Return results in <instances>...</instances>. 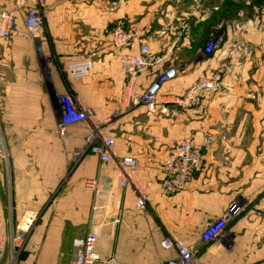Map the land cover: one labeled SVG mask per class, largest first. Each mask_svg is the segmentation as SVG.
Segmentation results:
<instances>
[{
	"label": "crops",
	"instance_id": "1",
	"mask_svg": "<svg viewBox=\"0 0 264 264\" xmlns=\"http://www.w3.org/2000/svg\"><path fill=\"white\" fill-rule=\"evenodd\" d=\"M200 1L107 0L76 7L44 0L38 46L24 26L15 29L11 43L0 39V129L10 153L9 170L0 164V235L24 212L40 213L21 264H69L73 240L88 234L97 237L100 258L113 257L119 264H166L175 254L162 247L164 240L186 244L199 264H264V4L237 0L251 6L222 21V46L204 57L206 44L199 42L211 23L199 11ZM30 6L31 0H0V9L17 21ZM119 21L148 29L144 42L151 52L167 54V64L177 66V78L164 94L181 95L200 74L223 68L221 94L192 110L167 105L156 115L146 114L142 105L121 103L119 52L107 35ZM92 53L88 76L65 74L67 66ZM153 78L141 76L138 82L146 87ZM69 94L98 120L124 109L104 131L119 156L143 164L135 178L150 189L144 209L136 208L130 189L119 187L111 166L90 154L79 157L86 134L81 125L58 134L56 109ZM189 135L201 147L202 170L180 193L166 197L159 168L174 144ZM94 178L98 188L92 193L84 181ZM61 183V193L51 201ZM236 204L245 210L228 221L225 238L204 243L205 226Z\"/></svg>",
	"mask_w": 264,
	"mask_h": 264
},
{
	"label": "built area",
	"instance_id": "2",
	"mask_svg": "<svg viewBox=\"0 0 264 264\" xmlns=\"http://www.w3.org/2000/svg\"><path fill=\"white\" fill-rule=\"evenodd\" d=\"M44 0H31L27 10L24 25L32 35L36 46L40 43L41 9ZM71 6H91L105 3L107 0H59ZM186 30V23L181 24ZM16 19L10 13L0 9V39L7 41L15 35ZM148 29L130 26L123 28L116 26L109 32L112 47L119 52V63L124 76L122 102L127 107L142 105L146 114L156 115L163 113L167 105L174 106L181 111H188L200 107L210 96L221 94L223 91V77L227 70L220 68L211 72H204L181 95L171 96L163 93L164 87L176 80L179 70L173 66L164 68L167 54L159 55L151 52L148 44L144 42ZM220 36H210L203 56L213 55L222 46ZM96 53L89 57L70 64L66 73L71 78L88 76L92 68ZM154 76L153 80L142 87L138 79L141 76ZM57 131L63 137L68 134L69 128L81 125L85 130V144L79 157L90 154L97 158L99 164L111 166L116 174L120 188L130 189L136 197L135 206L138 210L145 208L150 189L142 182L136 180V174L143 169V164L132 156H119L115 150V141L106 135L104 129L110 121H98L93 110L80 105L72 97L65 96L60 99L56 109ZM207 142L211 141L206 137ZM0 163H8V154L5 145L0 141ZM5 164V165H6ZM160 190L166 197L180 193L189 184L195 175L202 170V150L195 142V136L189 135L177 141L170 150L165 162L160 166ZM84 188L95 193L98 180L87 179ZM94 210V208H93ZM244 208L234 205L223 218L205 226L201 238L204 243H217L225 238V228L229 220L237 217ZM40 219L37 211H26L21 221L9 225V232L0 235V264L5 261L8 254L9 264H16L21 254L26 250L29 240ZM116 223L119 222L117 219ZM97 237L88 234L83 238L73 240L74 259L69 264H119L113 257L100 258L95 250ZM162 247L174 252V258L166 264H199L193 251L183 242L164 240Z\"/></svg>",
	"mask_w": 264,
	"mask_h": 264
},
{
	"label": "rangeland",
	"instance_id": "3",
	"mask_svg": "<svg viewBox=\"0 0 264 264\" xmlns=\"http://www.w3.org/2000/svg\"><path fill=\"white\" fill-rule=\"evenodd\" d=\"M228 1V0H227ZM233 3L232 4V8L231 10L233 9H237L236 10V14L239 13V12H246L247 9L249 8V6H251V4H248V3H245L243 1H237L235 0L234 2H231ZM263 4H264V0H263ZM198 7H199V11L201 13H207L208 16H209V20L207 21L208 23H211V25H209L208 27V31H207V34L206 36L204 37V39H200V42L199 44L201 43L202 44H207L208 43V40L210 38V36H219V34H221L222 32V29H223V22H226L231 20V19H234L235 18V13L234 12H231V14H228L227 16L223 17V12L225 11L224 9V5H225V2L221 3V2H218L216 0H201L199 3L196 4ZM30 8V7H29ZM27 8L26 10H24V12H22V20H16V29L19 27V26H24V18H25V15H26V12L27 10L29 9ZM233 9V10H234ZM222 12V13H221ZM222 14V15H221ZM218 17H219V20H218ZM122 26L123 28H128L129 26L126 27V24L122 21H119V22H115L113 23L108 29H107V35L109 34V32L112 30V28L116 27V26ZM206 27H207V24H205ZM133 26V25H132ZM26 28V27H25ZM44 28H45V23H44V15L43 13H41V30H40V36L42 37L43 36V31H44ZM219 28V29H218ZM26 33L28 35V38H30V41L32 42V35L30 34V32L26 29ZM12 38L5 41L6 43H11L12 42ZM203 42V43H202ZM200 45V46H201ZM160 55V54H159ZM2 57V56H0ZM47 61L50 62V58L49 57H46ZM73 64V63H71ZM172 65H169L167 64V62L164 63V68H168V67H171ZM68 67V66H67ZM66 67V68H67ZM173 67H177V66H173ZM66 68H65V72H66ZM62 69V67H61ZM67 76H69V74L65 73ZM123 74V73H122ZM73 79H77V78H73ZM123 88H124V76H123ZM68 97L71 98L72 100V97L77 100L79 102V98L76 97V95H72V94H69L67 95ZM122 96H123V89H122ZM80 103V102H79ZM121 103H122V100H121ZM140 105V104H139ZM126 110V109H125ZM124 111V109H121V107H117L116 108V111H115V114L114 115H111L105 119H108L111 122H113L114 120H118L119 118H121V113ZM103 119V120H105ZM98 120V119H97ZM102 119L101 120H98L99 122L100 121H103ZM0 127H1V115H0ZM0 141H2L5 145V148L7 150V154H8V163H3V164H6L7 165V170H9V166H10V153H9V149L6 145V140H5V136H4V131L0 129ZM1 164V163H0ZM77 165V163L75 164H72V166L69 167L68 171H71V170H74V167ZM66 180V179H65ZM62 188H63V184L61 183L58 188L53 192V195L51 196V201H53L54 199H56L59 194L61 193L62 191ZM242 206V205H240ZM245 210V206H242ZM11 224L12 225H16L13 223V221L11 220ZM37 226V225H36ZM9 227V226H8ZM9 232V228L7 230V234ZM30 241V240H29ZM22 257H23V254H21L20 258L17 260V263L16 264H21L22 263ZM4 264H9V260H8V254L5 255V261H4Z\"/></svg>",
	"mask_w": 264,
	"mask_h": 264
},
{
	"label": "trees",
	"instance_id": "4",
	"mask_svg": "<svg viewBox=\"0 0 264 264\" xmlns=\"http://www.w3.org/2000/svg\"><path fill=\"white\" fill-rule=\"evenodd\" d=\"M232 4L233 3H231L230 0H228V1L226 0L225 5H224L225 11L223 13L221 12L223 14V17L227 16L228 14H231V12H234V13L236 12L237 9H234V7H233L234 10L233 9L231 10Z\"/></svg>",
	"mask_w": 264,
	"mask_h": 264
}]
</instances>
